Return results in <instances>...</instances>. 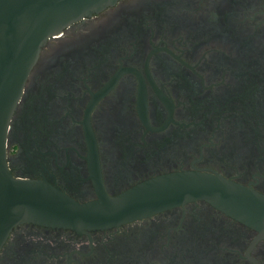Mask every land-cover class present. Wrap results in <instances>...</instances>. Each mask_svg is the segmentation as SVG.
I'll list each match as a JSON object with an SVG mask.
<instances>
[{
	"label": "flooded vegetation",
	"instance_id": "flooded-vegetation-1",
	"mask_svg": "<svg viewBox=\"0 0 264 264\" xmlns=\"http://www.w3.org/2000/svg\"><path fill=\"white\" fill-rule=\"evenodd\" d=\"M5 160L80 202L185 170L264 194V0H114L61 26ZM0 264H264V234L195 198L101 228L15 224Z\"/></svg>",
	"mask_w": 264,
	"mask_h": 264
},
{
	"label": "water",
	"instance_id": "water-1",
	"mask_svg": "<svg viewBox=\"0 0 264 264\" xmlns=\"http://www.w3.org/2000/svg\"><path fill=\"white\" fill-rule=\"evenodd\" d=\"M114 0H0V246L15 224L76 230L115 225L168 206L203 198L264 234V194L199 171H170L108 195L77 201L39 179L14 177L6 166L7 123L46 36Z\"/></svg>",
	"mask_w": 264,
	"mask_h": 264
}]
</instances>
